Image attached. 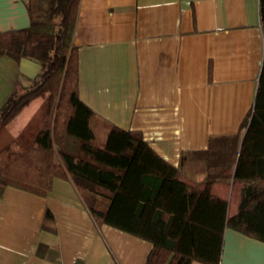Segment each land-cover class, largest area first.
I'll use <instances>...</instances> for the list:
<instances>
[{"label": "crops", "instance_id": "0c3cea01", "mask_svg": "<svg viewBox=\"0 0 264 264\" xmlns=\"http://www.w3.org/2000/svg\"><path fill=\"white\" fill-rule=\"evenodd\" d=\"M28 2L0 0V31L31 24ZM74 42L96 130H141L193 179H233L232 137L241 144L264 59L260 0H81ZM40 71L34 59L0 57V107ZM41 102L15 116L13 135ZM46 209L55 231L42 227ZM152 247L97 224L69 179L46 196L8 186L0 197V264H145ZM219 264H264V241L227 226Z\"/></svg>", "mask_w": 264, "mask_h": 264}, {"label": "trees", "instance_id": "16d2710c", "mask_svg": "<svg viewBox=\"0 0 264 264\" xmlns=\"http://www.w3.org/2000/svg\"><path fill=\"white\" fill-rule=\"evenodd\" d=\"M29 0L28 27L0 31V57L41 64L30 83L0 107V197L8 186L46 196L56 178L72 180L97 224L152 242L145 264H219L227 226L264 241V59L254 104L232 138L233 179L198 181L160 155L137 129L109 124L97 142L95 112L80 98L81 0ZM264 35V0H260ZM42 102L15 136L10 121L36 97ZM42 227L56 230L46 209Z\"/></svg>", "mask_w": 264, "mask_h": 264}, {"label": "rangeland", "instance_id": "374dc122", "mask_svg": "<svg viewBox=\"0 0 264 264\" xmlns=\"http://www.w3.org/2000/svg\"><path fill=\"white\" fill-rule=\"evenodd\" d=\"M48 4L47 5H42L39 0H37L36 4H35V8L40 12L41 14V19L43 20H49V11H48ZM42 100L41 96H36L34 97L30 103H29V106H28V109L26 110H31L38 102H40ZM21 117H15L12 121H10L9 123V126H10V129L13 131V132H16V128H17V125L19 124L20 122V119ZM97 132V142L101 145H103L105 143V140H106V135L103 131V128H98L96 130Z\"/></svg>", "mask_w": 264, "mask_h": 264}]
</instances>
